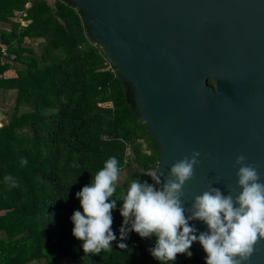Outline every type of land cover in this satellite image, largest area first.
<instances>
[{"label":"trees","instance_id":"16d2710c","mask_svg":"<svg viewBox=\"0 0 264 264\" xmlns=\"http://www.w3.org/2000/svg\"><path fill=\"white\" fill-rule=\"evenodd\" d=\"M36 40L38 48L31 45ZM4 91L14 101L9 113L2 111L8 120L0 125V264H56L62 258L72 264H161L149 251L155 236L130 231L120 239L122 198L134 179L153 183L159 145L137 109L131 83L91 39L73 1L0 0ZM113 156L127 172L111 198L117 199V239L109 250L84 253L83 241L72 234L71 217L82 211L76 193ZM190 251V258L178 254L166 264H205L195 242Z\"/></svg>","mask_w":264,"mask_h":264},{"label":"water","instance_id":"95a60500","mask_svg":"<svg viewBox=\"0 0 264 264\" xmlns=\"http://www.w3.org/2000/svg\"><path fill=\"white\" fill-rule=\"evenodd\" d=\"M71 1L91 39L131 83L160 148L162 180L175 162L201 153L183 188L186 209L209 184L228 194L238 155L264 183V0ZM189 224L196 235L208 231L203 221ZM247 264H264V240Z\"/></svg>","mask_w":264,"mask_h":264},{"label":"clouds","instance_id":"9594fccd","mask_svg":"<svg viewBox=\"0 0 264 264\" xmlns=\"http://www.w3.org/2000/svg\"><path fill=\"white\" fill-rule=\"evenodd\" d=\"M200 155L193 151L175 162L167 179L162 180L164 174L156 170L150 175L152 184L139 179L131 181L122 198L120 239H126L130 231L141 238L155 236V246L149 251L161 264L174 261L178 254L190 258V248L196 241L207 254L205 264H247L256 245L264 240V183L260 173L244 155H238L234 164L238 168L237 182L228 194L209 184L186 209L183 188L193 178ZM21 163L27 164V160ZM119 177L118 160L113 156L91 183L76 193L82 211H74L71 217L72 234L83 241L84 253L109 250L117 239L112 230V210L117 199L111 198ZM5 180L12 187L17 186L13 177L6 176ZM194 220L203 221L208 231L196 235L197 229L189 224ZM118 247L128 249L125 243Z\"/></svg>","mask_w":264,"mask_h":264},{"label":"rangeland","instance_id":"374dc122","mask_svg":"<svg viewBox=\"0 0 264 264\" xmlns=\"http://www.w3.org/2000/svg\"><path fill=\"white\" fill-rule=\"evenodd\" d=\"M22 24H26L28 22V20L26 19H22L20 20ZM9 26V25H8ZM14 27V26H13ZM40 40H36V41H32V46H34L35 48H38V42ZM11 74H13V71L12 72H9ZM8 73V75H10ZM0 99H2V101H5L6 104L5 105H2V108H0L1 111H6L7 113H9L11 111V106L13 104V101H14V96L10 93V92H5L4 94H2L0 96ZM8 120V115L4 114L2 118H0V123H3L4 121ZM126 170L122 169L120 170V177H119V180H118V183L119 184H122L126 178ZM121 209V207H120ZM56 264H72L71 262H69L66 258H62L58 261V263Z\"/></svg>","mask_w":264,"mask_h":264},{"label":"crops","instance_id":"0c3cea01","mask_svg":"<svg viewBox=\"0 0 264 264\" xmlns=\"http://www.w3.org/2000/svg\"><path fill=\"white\" fill-rule=\"evenodd\" d=\"M5 93V91L4 92H2L1 94H0V96L2 95V94H4ZM2 101V99H0V102Z\"/></svg>","mask_w":264,"mask_h":264}]
</instances>
